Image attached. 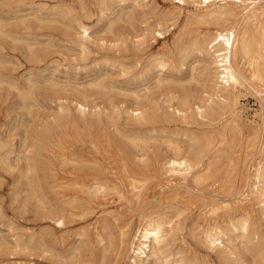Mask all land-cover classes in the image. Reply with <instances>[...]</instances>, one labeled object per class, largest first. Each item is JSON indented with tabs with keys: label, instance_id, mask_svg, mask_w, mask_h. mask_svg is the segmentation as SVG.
I'll use <instances>...</instances> for the list:
<instances>
[{
	"label": "rangeland",
	"instance_id": "374dc122",
	"mask_svg": "<svg viewBox=\"0 0 264 264\" xmlns=\"http://www.w3.org/2000/svg\"><path fill=\"white\" fill-rule=\"evenodd\" d=\"M173 1L0 0V264H62L59 256L76 248L84 257L90 249L99 254L95 232L105 217L118 214L134 231L143 216L167 206L173 193L178 199L167 210L177 223L171 256L155 264H173L178 257L196 264H264V253L251 246L244 250L240 233H227L223 239L233 256L204 243L206 229L214 224L225 228L230 218L244 213L253 224L250 232L264 240L260 210L253 198L241 195L248 188L239 181L225 193L213 181L177 182L172 191L164 180H154L138 201L131 195L119 199L107 194L94 200L91 211L77 212L81 214L61 227L50 222V202L60 197L53 175L62 187L86 177L83 166H62L64 157L94 155L109 165L124 157L137 159L133 137L145 138L151 155L163 153L167 139L216 136L230 123L229 113L210 126L172 112L183 101L192 108L205 97L190 42L214 29L196 21L192 4L177 6ZM158 61L166 63L163 70ZM248 81L236 94L234 107L236 124L256 141L247 150L246 172L264 159V82ZM78 101L86 106L84 115L75 107ZM137 109L144 110L145 120L133 116ZM93 110L97 116H90ZM107 255L112 264L114 254ZM126 262L127 257L120 264Z\"/></svg>",
	"mask_w": 264,
	"mask_h": 264
},
{
	"label": "bare ground",
	"instance_id": "6f19581e",
	"mask_svg": "<svg viewBox=\"0 0 264 264\" xmlns=\"http://www.w3.org/2000/svg\"><path fill=\"white\" fill-rule=\"evenodd\" d=\"M120 1H131L135 4L139 0ZM173 2L177 6L192 4L197 11L194 15L196 21L201 25L213 26L214 29H208L205 34L195 35L190 42L191 49L195 51L196 60L200 64L197 77L202 83L205 97L200 98L198 103L192 106L193 109L183 101V106L176 107L172 112L183 120L195 117L210 126L229 113L230 123L225 124L216 136H188L186 142L167 139L163 142V153L158 150L151 155L145 138L133 137L131 143L138 155L137 159L136 156L132 159L124 157L109 165H105L94 155L82 159L75 156L64 157L61 161L62 166L73 168L83 166L87 171L85 179L75 180L70 187H62L63 183H60V179L53 175L54 188H56L54 192L57 197L60 196L56 198V203L50 202V222L56 227H61L66 221L74 219L79 211L81 213L91 211L94 200L107 194H116L119 199H127L128 195H131L138 201L146 185L159 179L164 180V186L172 191H175L177 182L181 184L191 182L197 185L213 181L212 185L217 183L218 190L225 193L236 189V183L239 181V186L248 188V195L243 193L241 195L253 198L264 221V159L253 165V168L247 172L243 169L248 157L247 150L252 149L256 141L255 137L246 138L243 129L234 119L238 91L244 88L245 83L250 84L248 80L264 82V6L260 4V0H174ZM238 14H240L239 18H237ZM186 55L185 49L181 59L184 60ZM165 64L164 61L157 62V66L162 70ZM193 71L194 68L191 67L189 76L191 80L196 77ZM122 75L124 76V73ZM157 82L161 83L162 80L158 78ZM110 98L113 97L110 96ZM75 107L81 115H84L86 106L83 102H75ZM94 111L90 116H97ZM133 116L139 120L146 119L142 109L135 110ZM217 137L221 141L215 142ZM59 199L61 201H58ZM170 199L167 202L168 205L160 211H153L143 216L134 231L122 216L110 214L103 219V223L95 232L96 243L100 247L99 254L94 249H90L84 257L76 248L71 254L59 256L60 261L62 264H108L107 253L112 252L114 254L112 264L114 262L120 264V261L126 257L128 259L126 264L159 263L171 256L170 246L177 230V223L170 217L167 210L172 208L173 202L177 201L178 194L173 193ZM222 204L225 209L231 206L228 202H222ZM216 209L218 207L213 208V211ZM252 225L247 214H240L237 218H230L225 228L214 224L206 229L203 233L204 243L212 250L218 249L226 255L233 256L234 252L223 244V239L227 233L237 232L240 233L237 237H240V244L243 245L244 250L250 251L249 246H251L254 247L255 252L264 253V240L257 233L250 232ZM254 239L256 242L259 241L257 245L253 244ZM173 264L196 263L178 257L174 259Z\"/></svg>",
	"mask_w": 264,
	"mask_h": 264
}]
</instances>
